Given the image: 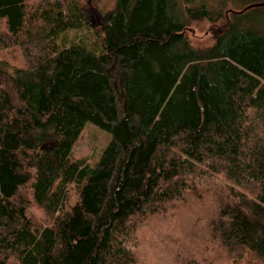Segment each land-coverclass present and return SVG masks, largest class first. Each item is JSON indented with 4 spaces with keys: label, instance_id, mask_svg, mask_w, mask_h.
Masks as SVG:
<instances>
[{
    "label": "trees",
    "instance_id": "trees-1",
    "mask_svg": "<svg viewBox=\"0 0 264 264\" xmlns=\"http://www.w3.org/2000/svg\"><path fill=\"white\" fill-rule=\"evenodd\" d=\"M249 5L116 0L95 54L67 38L88 28L77 0H0V50L25 60L0 59V264L149 263L142 240L154 264H264V6ZM87 123L111 135L93 166L72 158Z\"/></svg>",
    "mask_w": 264,
    "mask_h": 264
},
{
    "label": "rangeland",
    "instance_id": "rangeland-1",
    "mask_svg": "<svg viewBox=\"0 0 264 264\" xmlns=\"http://www.w3.org/2000/svg\"><path fill=\"white\" fill-rule=\"evenodd\" d=\"M116 0H77L81 11L84 14V22L87 25V29L84 32H70L67 36L68 39H74L77 43H81L84 39L87 48L91 49L95 54H100L102 48L98 42V37H100V26L104 23L106 14L114 7ZM245 4H257L264 3V0H244ZM234 7V6H233ZM259 21L264 22V16L256 15ZM254 16V17H256ZM0 26V31H1ZM207 24L201 23L198 25H192L190 30L191 34L196 37V39L207 42ZM90 31V32H89ZM0 59L6 60L11 66L23 67L25 66L24 56L22 51L17 46H11L0 50ZM111 138L110 133L98 128L92 123H87L78 138L76 144L72 150L73 159H86L88 163L93 166L98 158L100 157L102 151L105 149ZM75 193L73 190L70 192V203L75 201ZM36 218L39 222H43L45 219L41 213H36ZM179 220V219H178ZM139 252L140 257L151 256V261L146 262L142 260L140 264H154L153 253L144 250L146 247L144 245L145 240L139 242ZM147 253V254H144ZM10 264H13L11 262Z\"/></svg>",
    "mask_w": 264,
    "mask_h": 264
},
{
    "label": "water",
    "instance_id": "water-1",
    "mask_svg": "<svg viewBox=\"0 0 264 264\" xmlns=\"http://www.w3.org/2000/svg\"><path fill=\"white\" fill-rule=\"evenodd\" d=\"M260 6H264V3H257V4H251L249 6L246 7L247 8H251V7H260ZM106 21V17L104 19ZM104 21V22H105ZM54 145L53 144H43L41 146V150H47V151H51L53 149Z\"/></svg>",
    "mask_w": 264,
    "mask_h": 264
}]
</instances>
